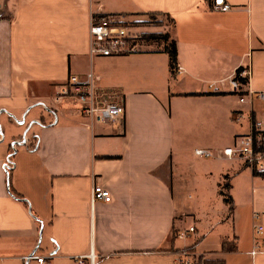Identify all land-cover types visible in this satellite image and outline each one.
<instances>
[{
  "label": "crops",
  "instance_id": "0c3cea01",
  "mask_svg": "<svg viewBox=\"0 0 264 264\" xmlns=\"http://www.w3.org/2000/svg\"><path fill=\"white\" fill-rule=\"evenodd\" d=\"M224 1L227 13L206 0H0V264H37L23 261L34 253L176 264L185 251L198 264H264L251 254L264 242L254 225L258 213L264 226V176L223 154L254 120L264 128V102L208 92L247 67L249 90L264 92V0ZM111 14L139 25L142 52L91 57V19ZM151 34L176 43L181 75ZM89 75L122 118L99 123L60 96ZM95 185L111 203L91 207Z\"/></svg>",
  "mask_w": 264,
  "mask_h": 264
},
{
  "label": "built area",
  "instance_id": "2783aa9c",
  "mask_svg": "<svg viewBox=\"0 0 264 264\" xmlns=\"http://www.w3.org/2000/svg\"><path fill=\"white\" fill-rule=\"evenodd\" d=\"M211 8L216 12L227 13L232 6L224 0H212ZM144 33L139 25L135 24L120 15H101L91 19L89 27V52L91 57L112 58L127 56L143 51L145 46ZM183 69L176 68V77L181 75ZM251 70L249 67L239 69L227 80L209 84L208 92L213 94H233L240 98L241 103H245L247 97H257L264 102V92H253L249 90V79ZM62 98L78 100L83 105V114L88 118L99 123L115 122L122 118L125 113V107L117 101L107 100V95L102 94L92 84V76L89 75L86 80L72 76L62 86L60 91ZM264 132L263 123L253 121L252 132L249 135L240 136L236 140L234 147L226 148L223 154L230 158L244 159L249 167L259 175L264 176V156L257 154L256 148ZM196 156L200 158H212L213 154L202 149L195 151ZM111 203V193L101 185H95L91 196L90 204L93 208L96 202ZM255 233L261 236L264 232V226L260 222V214H255ZM195 228L179 232L177 238L184 239L190 233H194ZM264 252V242H259L252 255ZM54 255H38L36 253L25 256L23 261L26 263L36 262L37 264H53ZM78 264H94L93 254L80 255L75 257ZM176 264H198L197 260L188 252L176 254Z\"/></svg>",
  "mask_w": 264,
  "mask_h": 264
},
{
  "label": "trees",
  "instance_id": "16d2710c",
  "mask_svg": "<svg viewBox=\"0 0 264 264\" xmlns=\"http://www.w3.org/2000/svg\"><path fill=\"white\" fill-rule=\"evenodd\" d=\"M206 1L209 4H211V0H206ZM146 38L147 40L162 41L163 43L166 44L165 52L169 55V58H170L171 74L174 78H176V68L178 66V52H177L176 43L174 41H170V36L168 34H151V35H147ZM256 152L257 154L264 156V132L262 134V138L260 142L258 143ZM254 173L257 175V172L254 171ZM224 188L229 189V184H225ZM224 200L226 203L231 205V210H232V205H233L232 197L228 194H224ZM205 264H209V263H205Z\"/></svg>",
  "mask_w": 264,
  "mask_h": 264
},
{
  "label": "rangeland",
  "instance_id": "374dc122",
  "mask_svg": "<svg viewBox=\"0 0 264 264\" xmlns=\"http://www.w3.org/2000/svg\"><path fill=\"white\" fill-rule=\"evenodd\" d=\"M211 3H212V0H211ZM166 18H164L162 16H159V15L157 16L155 14H150L149 16H147V20H148L147 23L152 24V25H155V26H159L162 23H166V21H167Z\"/></svg>",
  "mask_w": 264,
  "mask_h": 264
}]
</instances>
